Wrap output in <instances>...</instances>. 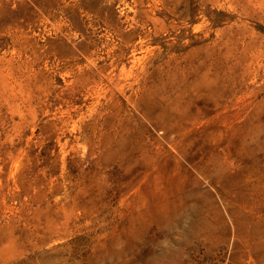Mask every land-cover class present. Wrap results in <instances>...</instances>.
I'll list each match as a JSON object with an SVG mask.
<instances>
[{
    "label": "rangeland",
    "instance_id": "obj_1",
    "mask_svg": "<svg viewBox=\"0 0 264 264\" xmlns=\"http://www.w3.org/2000/svg\"><path fill=\"white\" fill-rule=\"evenodd\" d=\"M0 264H264V0H0Z\"/></svg>",
    "mask_w": 264,
    "mask_h": 264
}]
</instances>
